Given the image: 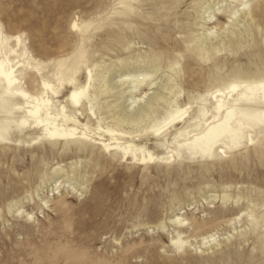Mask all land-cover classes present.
<instances>
[{
	"label": "rangeland",
	"instance_id": "1",
	"mask_svg": "<svg viewBox=\"0 0 264 264\" xmlns=\"http://www.w3.org/2000/svg\"><path fill=\"white\" fill-rule=\"evenodd\" d=\"M122 1L130 0H0V22L8 35L22 33L51 72L54 61L81 45L73 24L91 23L89 64L108 71L112 88L105 83L111 91L99 95L101 124L116 126L120 111L132 110L155 89L145 101L155 93L163 98L150 117L123 128L144 135L136 142L156 154L167 153L164 143L182 127L149 131L172 108L191 103L190 117L212 87L238 75L264 76V0L252 2L253 9L261 5L256 19L235 28L230 14L238 0H139L128 16ZM153 53L163 63L179 61L178 72L155 71ZM49 70L44 74L51 78ZM131 71L150 74L149 83L158 84L133 96L131 84L119 79ZM85 72L77 76L80 84ZM32 81L27 85L36 92ZM67 89L58 100H66ZM256 131L254 143L227 155L147 166L89 142L0 144V264H264V129ZM176 218L185 222L178 225ZM177 235L188 241L182 249L171 243Z\"/></svg>",
	"mask_w": 264,
	"mask_h": 264
},
{
	"label": "bare ground",
	"instance_id": "2",
	"mask_svg": "<svg viewBox=\"0 0 264 264\" xmlns=\"http://www.w3.org/2000/svg\"><path fill=\"white\" fill-rule=\"evenodd\" d=\"M253 1L238 0L239 5L233 8L230 14L234 19V28L244 23L247 17L250 20L258 17L259 13L257 12L261 5L253 9ZM134 2H139V0L120 2L124 6L123 12L120 10L124 14L123 16H128L137 8ZM141 9H143V5ZM138 13H141L140 9ZM73 27L80 32L81 45L76 49V52L74 51V54L54 61L51 72L48 64L37 60L31 54L22 33L10 36L4 31L0 22V144L26 145L42 142L78 144L89 142L101 146L109 154L120 156L123 160H132L147 166L153 161H172L181 157L188 159L200 157L208 160L216 156L227 155L228 152L235 151L244 143L245 145L254 143V132L256 133L257 129L262 132L264 129L262 128L264 127L263 75L255 78L238 75L232 80H226V82L212 87L205 94L199 96L198 108L190 117L188 115L192 109L191 103L184 108H180V106L170 108L171 110L161 120L154 123L151 128L149 127V131L153 135H160L167 133L170 127L174 129V127L182 125L181 128L176 129L177 132L174 134L172 142L169 145L167 142L164 143L163 148L167 155L164 154L165 152L156 154L145 142L144 144L137 143L136 139L144 137V135H135L124 130L127 126L141 125L142 120L147 118L152 111L154 102L162 100V93H155L152 95L153 98H146L148 101H145V97L153 88L144 93V97L142 96L138 103V98L133 102L136 106L132 110L120 111L116 118L117 121H115L116 126H103L101 124L103 119L98 115V112L104 111V108L99 106V95L105 92L102 89L107 90L109 87V83H106L108 71H99L97 70L100 68L98 65L92 67L94 64L92 66L89 64L91 50L87 49L85 42L87 41L86 33L92 24L83 23L80 25L75 22ZM213 34L214 32L211 31L209 35ZM117 38L115 39L117 40ZM117 42L119 43V41ZM230 44L232 42L226 47L231 46ZM151 55L150 63L156 69L155 71L165 68L172 72H178L175 67L178 66L179 61L169 59V62H165V64L162 55L159 56L156 53ZM120 60H123L125 66H131L124 59ZM84 68L86 70L85 82L80 84L77 76ZM46 70L51 73V78L44 74ZM107 70L110 72L109 68ZM31 77L33 78L32 83H37L38 91L36 92L27 85V78ZM150 77H152L150 74L131 71L123 81L121 80L123 78L119 79L122 85L131 84L129 90L135 96L136 93L143 90L144 86L151 88L158 84L149 83L148 78ZM105 83L108 85L107 88ZM168 87L164 85L160 88L167 92L174 90L173 87H169V89ZM64 88L69 89V94L65 101H60L58 99ZM109 88L107 91L112 90ZM94 117L96 123H92ZM45 204L47 205L48 202ZM28 216L31 215L28 214ZM173 222L181 225L185 220L176 218ZM215 236L216 234L212 233L203 237L202 240L207 243ZM181 237L177 235L171 239V243L179 249L188 244V241Z\"/></svg>",
	"mask_w": 264,
	"mask_h": 264
}]
</instances>
